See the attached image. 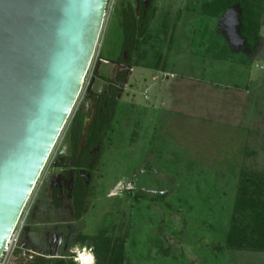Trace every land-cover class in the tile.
I'll return each instance as SVG.
<instances>
[{
    "label": "rangeland",
    "instance_id": "obj_1",
    "mask_svg": "<svg viewBox=\"0 0 264 264\" xmlns=\"http://www.w3.org/2000/svg\"><path fill=\"white\" fill-rule=\"evenodd\" d=\"M208 1L155 0L156 20L133 59L123 49V10L132 6L141 20V0L108 1L82 94L22 216L27 247L49 253L51 236L40 240L39 228L61 220L71 255L87 247L94 264L96 251L122 244L124 264H264V252L227 247L242 173L264 175V40L254 55L225 60L219 28L234 49L248 47L241 12L211 18L202 9ZM106 90L117 103L83 220L67 208L40 209L67 128ZM28 257L15 264H32Z\"/></svg>",
    "mask_w": 264,
    "mask_h": 264
},
{
    "label": "water",
    "instance_id": "obj_2",
    "mask_svg": "<svg viewBox=\"0 0 264 264\" xmlns=\"http://www.w3.org/2000/svg\"><path fill=\"white\" fill-rule=\"evenodd\" d=\"M108 1L0 0V261L82 94Z\"/></svg>",
    "mask_w": 264,
    "mask_h": 264
},
{
    "label": "trees",
    "instance_id": "obj_3",
    "mask_svg": "<svg viewBox=\"0 0 264 264\" xmlns=\"http://www.w3.org/2000/svg\"><path fill=\"white\" fill-rule=\"evenodd\" d=\"M232 7H238L241 12V37L248 43L249 50L241 54L251 56L256 51L260 40L262 28V15L264 12V0H210L203 5V12L211 18L223 17ZM155 4L151 6L149 15L144 21L136 20L135 10L132 6L123 10V49L129 52L133 59L141 50L142 40L149 33L151 21L154 19ZM225 60H237L230 45L226 44ZM136 65L131 63V68ZM116 95H113L116 107ZM78 113V119L81 118ZM113 116L111 114L104 122H98L100 129H94L90 135V141H104L112 128ZM95 128V127H94ZM239 195L236 199L235 213L230 232L227 235V247L233 250H245L264 252V175L258 173H242L239 181ZM78 202V200H77ZM78 207V203L76 204ZM84 205V204H83ZM84 207L77 208V219L84 214ZM116 247V246H115ZM122 244V248H123ZM117 247L108 249L109 252L101 254L97 252L98 264H124L123 250ZM23 251L20 252L22 256ZM52 260L35 257L33 264H51ZM59 264H74L70 259L62 260Z\"/></svg>",
    "mask_w": 264,
    "mask_h": 264
},
{
    "label": "flooded vegetation",
    "instance_id": "obj_4",
    "mask_svg": "<svg viewBox=\"0 0 264 264\" xmlns=\"http://www.w3.org/2000/svg\"><path fill=\"white\" fill-rule=\"evenodd\" d=\"M153 3L155 4V0H141L143 7L141 10V15L144 17H141V22L144 21L146 17H148L149 10ZM123 64L126 65V63ZM130 65L131 63L127 64L128 68H131ZM127 74V70L121 72V78H119L121 82L128 80ZM113 94V92L109 94L108 90H106L99 96H96L95 102L91 105V109L89 110L88 114L85 115L83 110L81 111L82 116L80 120L78 119L77 111L74 120L65 132L59 155L55 161V164L53 165V170L55 172L52 175L50 174L49 178L46 180V190H44L45 194H42L43 198H41L42 202L39 206L40 209L43 208V206L45 207L46 204L48 212L55 210L56 212L60 213L59 215H61L67 208L69 212L73 213L76 221L81 222L83 220L87 211L93 175L95 174L102 160L103 145L106 140L105 139L102 142L97 141L92 144L89 137L94 129L98 130L101 128L98 125V122H104L109 114L113 116V107H115ZM91 113H93L92 117H94L92 124L90 123ZM81 122H85V125H82ZM69 136L70 144L69 146H66L68 145ZM65 147L67 153L63 152ZM66 203L70 206H65ZM77 203L78 207L76 205ZM36 206L35 209H37ZM82 206H85L84 214L81 218L77 219V208L79 209ZM35 211L38 213V210ZM44 226H40L39 228V239H43L40 238V235L49 234L52 239V248L48 253V250H43V248L40 247H38L36 250V247L31 245V250H27V254L29 256L28 263L31 262L33 264L35 257L52 260L51 264H59L62 260L66 261L70 258L71 260H74L75 257H73L71 254L74 253L75 250L73 248L75 246L73 242L74 239L72 240V233L68 232L69 222L55 220ZM50 228H52L53 232L48 231ZM29 230L30 228L25 230L26 234L29 232ZM44 240H46L45 236ZM25 244L24 238L22 237L20 244L21 249H24ZM35 252H42L44 254L47 253L48 256L37 255ZM58 254H60L59 257H57Z\"/></svg>",
    "mask_w": 264,
    "mask_h": 264
},
{
    "label": "built area",
    "instance_id": "obj_5",
    "mask_svg": "<svg viewBox=\"0 0 264 264\" xmlns=\"http://www.w3.org/2000/svg\"><path fill=\"white\" fill-rule=\"evenodd\" d=\"M25 210H26V208H25ZM25 210H24V212H25ZM24 212H23V215H24ZM24 225H25V222L22 220V217H21L17 227L15 228V230H14V232H13V234L9 240V243L6 247V250H5V252L1 258L0 264H15L16 260L19 259L18 257L21 256L19 254L22 250L20 247V244H21V240H22ZM85 248H87V247H85ZM23 251H26V250H23ZM22 255H24V253ZM76 256H77V254H76ZM74 260H76V258H74Z\"/></svg>",
    "mask_w": 264,
    "mask_h": 264
},
{
    "label": "crops",
    "instance_id": "obj_6",
    "mask_svg": "<svg viewBox=\"0 0 264 264\" xmlns=\"http://www.w3.org/2000/svg\"><path fill=\"white\" fill-rule=\"evenodd\" d=\"M226 15H227V13L223 16V17H221V19L223 20V19H225V17H226ZM263 18H264V12H263V15H262V24H264V21H263ZM220 19V20H221ZM227 19V18H226ZM156 19H154V21H155ZM228 20V19H227ZM264 26H262V28H261V36H260V40H259V42H258V46H257V49H256V51L255 52H253V54L252 55H254L257 51H258V47L260 46V44L263 42V40H264V35H263V31H264V28H263ZM218 30H221L220 32L222 33V38H223V36H224V41H222V42H224L225 44L224 45H226V44H228V45H230V47L232 48V50H233V52H234V54L235 55H239V54H241V53H244L245 51H248L249 50V46L247 47V48H245V47H243L241 50H239V49H234L233 48V46L229 43V40H228V35L226 34V32L224 31H222V29L221 28H219ZM240 63H244V62H240ZM85 249H88V248H85ZM22 250H26V251H23V253H24V255H27L28 256V254L26 253L27 252V250H31L29 247H27V244H25L24 245V249H22ZM35 254H37V255H41V256H43L42 254H39V252H35ZM20 255V254H19ZM21 258H19V260H20Z\"/></svg>",
    "mask_w": 264,
    "mask_h": 264
},
{
    "label": "bare ground",
    "instance_id": "obj_7",
    "mask_svg": "<svg viewBox=\"0 0 264 264\" xmlns=\"http://www.w3.org/2000/svg\"><path fill=\"white\" fill-rule=\"evenodd\" d=\"M77 256L75 257L78 264H94L95 256L88 249H81L80 251L76 250Z\"/></svg>",
    "mask_w": 264,
    "mask_h": 264
}]
</instances>
